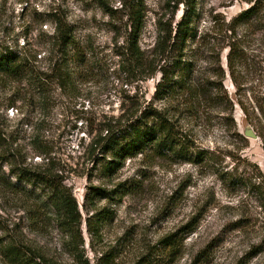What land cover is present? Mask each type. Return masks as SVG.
<instances>
[{
	"label": "rangeland",
	"instance_id": "obj_1",
	"mask_svg": "<svg viewBox=\"0 0 264 264\" xmlns=\"http://www.w3.org/2000/svg\"><path fill=\"white\" fill-rule=\"evenodd\" d=\"M100 1L0 0L1 47L22 50L25 40L30 43L27 53L40 54L34 65L46 70L49 41L45 35L53 34L50 15L57 13L74 28L86 53L84 66L67 89L48 86L39 92L26 81L0 76V264H9L2 251L9 242L31 247L54 264H80L68 252V237L55 215L10 185L15 182L11 168L45 162L46 156L37 157L35 151L40 146L62 170L79 204L85 259L90 264H97L101 254L112 249L117 255L112 264H150L149 260L152 264H264V210L254 190L234 187L225 179L229 174L255 182L262 180L259 173L264 175V119L255 106L256 93L251 91L262 78L251 81L250 69L240 67L245 84L239 91L224 48L226 25L249 7L248 0H197L198 37L189 48L195 85L207 88L211 82H220L215 73L223 69V87L234 103L232 113L213 106L203 93L193 99L190 110L194 111L189 112L182 110L185 104L179 106V101L184 102L179 97L155 98L160 73L141 80L145 74L132 75L122 65L118 53L126 44V18L118 15L112 21ZM105 1L120 8L119 0ZM170 2L146 0L140 47L147 55L154 52L159 24L172 17L174 3ZM183 12L184 6L179 5L176 21ZM248 39L254 42L247 51L257 55L264 67L262 34ZM258 91L261 95L264 90ZM239 101L249 109V121ZM149 105L173 119L196 148L213 153L212 160L174 164L146 152L126 160L117 174L106 178L88 158L89 144L112 118L141 114ZM246 129L258 139L246 137ZM122 183L134 188L124 196L118 194L116 200L87 198L92 188L110 191ZM104 209L111 220L101 227V240L93 239L86 219ZM192 225L195 231L188 233ZM177 232L183 246L173 262L156 246Z\"/></svg>",
	"mask_w": 264,
	"mask_h": 264
},
{
	"label": "trees",
	"instance_id": "obj_2",
	"mask_svg": "<svg viewBox=\"0 0 264 264\" xmlns=\"http://www.w3.org/2000/svg\"><path fill=\"white\" fill-rule=\"evenodd\" d=\"M172 17L166 23L159 24V36L154 52L147 55L140 47V40L146 27L147 5L146 0H119L120 8L114 9L105 1H100V6L114 21L118 15L126 18L127 39L123 50L118 53L122 59V65L127 67L132 75L145 74L141 80L152 79L157 73L161 77L157 84L155 98L160 100L167 97H179V106L185 104L182 110L194 111L190 105L200 98L201 93L208 96L213 106L223 107L225 112L233 111L234 103L228 97L223 87L225 73L219 69L215 73L220 77V82H211L206 87H199L193 82L195 63L189 57L190 43L197 40L198 31L196 21L199 18L197 0H171ZM249 7L237 14L225 28L227 42L224 48L228 49L227 62L233 83L240 91L245 81H241L239 68L246 66L250 69V80L259 81L257 87H252L255 92V106L264 119V91L259 95L258 88L264 90V67H261L257 55L250 54L253 40L250 36L262 34L264 41V0H248ZM179 5L184 6V12L179 21L175 20V14ZM38 15V14H36ZM40 16V15H38ZM55 24L52 35H45L49 41L48 67L41 70L34 65L37 62L38 52L27 53L30 43H26L22 50H15L9 46H0V76L9 78L15 82L29 83L39 92L48 86H56L67 89L74 83L78 71L85 64L86 53L80 46L74 32V28L57 13L50 15ZM246 29L241 31V27ZM116 28V27H114ZM264 64V62H263ZM244 91V89H242ZM258 91V93H257ZM195 99V100H193ZM241 109L249 121L250 112L245 104L239 101ZM180 108V107H179ZM228 110V111H227ZM177 123L170 119L162 111L147 106L141 114L138 112L112 118L105 123L94 136L88 147V158L93 160L96 168L106 178H111L128 159H133L146 152L148 154L165 159L174 164L195 163L200 164L212 160L208 150L198 149L195 143L187 135L179 131ZM242 138H244L242 136ZM37 157L46 156L44 163L31 167H13L11 175L15 182L10 185L15 191H21L36 199L39 207L50 210L55 215L59 225L68 237L67 250L76 263L90 264L85 259V242L81 233L83 218L80 213L73 192L65 183V175L55 166V161L49 158L45 147H38ZM261 181H253L252 178H237L228 174L226 181L238 188L249 191L254 190L260 206L264 210V175L259 173ZM134 188L132 185L122 183L116 189L107 191L100 188H92L87 198L116 200L118 194L126 195ZM108 211L92 215L86 219L88 232L93 239H100L101 227L111 220ZM196 226L188 228V233L194 232ZM184 232V230H183ZM183 238L179 233H173L162 238L156 248H160L175 262L183 246ZM4 256L9 264H54L41 253L26 245L17 242H9L2 248ZM114 249L102 253L97 264H112L116 259ZM150 264L151 261L149 260ZM142 264H145L143 261Z\"/></svg>",
	"mask_w": 264,
	"mask_h": 264
},
{
	"label": "water",
	"instance_id": "obj_3",
	"mask_svg": "<svg viewBox=\"0 0 264 264\" xmlns=\"http://www.w3.org/2000/svg\"><path fill=\"white\" fill-rule=\"evenodd\" d=\"M244 135L248 138L258 139L257 135L251 129H246Z\"/></svg>",
	"mask_w": 264,
	"mask_h": 264
}]
</instances>
